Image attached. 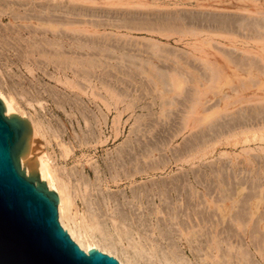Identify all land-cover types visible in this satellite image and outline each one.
<instances>
[{"label": "rangeland", "instance_id": "374dc122", "mask_svg": "<svg viewBox=\"0 0 264 264\" xmlns=\"http://www.w3.org/2000/svg\"><path fill=\"white\" fill-rule=\"evenodd\" d=\"M0 93L39 124L35 159L48 153L71 180L77 215H88L81 189L107 206L140 199L148 217H181L202 201L223 229L217 240L210 220L193 227L201 253L221 244L222 262L264 264V0H0ZM247 215L253 244L219 240Z\"/></svg>", "mask_w": 264, "mask_h": 264}, {"label": "bare ground", "instance_id": "6f19581e", "mask_svg": "<svg viewBox=\"0 0 264 264\" xmlns=\"http://www.w3.org/2000/svg\"><path fill=\"white\" fill-rule=\"evenodd\" d=\"M238 1H241V0H238ZM253 2V1H251ZM237 4H239V2L236 1ZM49 11V10H48ZM37 15L39 16H42L43 17V10H39L37 11ZM34 15H35V12H34ZM90 23V22H89ZM224 29V26L222 27ZM220 29V28H218ZM225 29H227L225 27ZM66 30V29H65ZM68 30V28H67ZM72 30V29H71ZM71 30H69L71 32ZM77 30V29H75ZM86 30V29H85ZM221 30V29H220ZM228 30V29H227ZM69 31H66V32H69ZM87 31V30H86ZM64 32V30H63ZM65 32V33H66ZM83 32V31H82ZM64 33V34H65ZM195 33V32H194ZM68 34V33H66ZM65 34V35H66ZM70 34H73V36H75V34L72 32ZM87 34H88V31H87ZM85 35V34H84ZM88 35H91L90 33ZM87 35V36H88ZM71 36V35H70ZM67 35V37L73 39L72 37H70ZM87 36H84V37H87ZM66 37V36H65ZM75 37H78V36H75ZM74 37V38H75ZM82 38V39H85V38ZM67 38V40L69 39ZM89 42H91L90 40L91 39H88ZM55 41V40H54ZM72 41V40H70ZM86 42V41H84ZM55 44V43H54ZM70 45V44H69ZM78 45V44H77ZM82 46V44H80ZM61 46V45H60ZM74 46V45H73ZM84 46V45H83ZM86 46V45H85ZM64 48V47H63ZM88 48L90 49L89 45H88ZM63 50V49H62ZM70 50V49H69ZM72 51V50H70ZM90 51V50H89ZM86 52V51H85ZM92 52V51H91ZM64 53V52H63ZM72 53V52H71ZM84 53V52H83ZM90 53V52H89ZM88 53V54H89ZM87 54V55H88ZM79 55V54H78ZM81 55V54H80ZM88 59V58H87ZM89 60V59H88ZM96 60V59H95ZM103 63V62H101ZM104 64V63H103ZM81 65V64H80ZM105 65V64H104ZM116 65V64H115ZM72 67V66H71ZM104 67V66H102ZM73 68V67H72ZM101 68V67H100ZM60 69V68H59ZM74 69V68H73ZM72 70V69H71ZM102 70V69H101ZM73 71V70H72ZM66 72V71H65ZM83 72V71H82ZM100 72V71H99ZM104 72V71H103ZM102 72V73H103ZM73 73V72H72ZM78 73V72H77ZM106 74V73H105ZM77 76V74H76ZM89 76V75H88ZM81 77V76H80ZM100 78V77H98ZM163 79V78H162ZM117 80V78H116ZM59 81V80H58ZM67 82V81H65ZM243 82V81H242ZM69 83V82H68ZM245 83V82H243ZM103 84V83H101ZM166 84V83H165ZM79 86V85H78ZM104 86V84H103ZM254 87V86H253ZM114 88V87H113ZM247 88V87H245ZM85 89V88H84ZM236 89V88H235ZM234 90V89H233ZM239 93V92H238ZM89 94V92H88ZM229 95V94H228ZM225 96L227 97V95L225 94ZM224 96V97H225ZM250 96V95H249ZM255 96V95H254ZM223 97V96H222ZM229 97V96H228ZM0 99L2 100V102L4 103L5 105V111H4V115L7 114L6 116H8L9 113H16V114H20L19 116L20 117H24V114L23 113H20L18 111V108H17V101H15V99L12 97V96H9V95H3L0 93ZM242 99V98H241ZM246 99V98H244ZM264 99V98H263ZM104 100V99H103ZM106 100V99H105ZM257 100V99H255ZM248 101V100H247ZM263 104V103H262ZM110 105V104H109ZM107 106V104L105 105ZM109 107V106H108ZM261 107V106H260ZM107 107H105L106 109ZM113 108V107H112ZM108 109V108H107ZM106 109V110H107ZM120 109V108H119ZM110 110V109H109ZM116 110H118V108H116ZM115 111V110H114ZM121 113V111H119ZM118 112V113H119ZM79 113V112H78ZM119 113V114H120ZM82 114V113H81ZM117 114V113H116ZM106 116V115H105ZM119 116V115H118ZM81 117V116H80ZM26 118V117H25ZM27 119V118H26ZM85 120V119H84ZM110 120V119H109ZM27 121L30 123V125L32 126V135H31V139H30V144H29V151L26 155V157L24 159L20 158V164H21V167L23 168V161H25L27 158L33 156L35 158V155H34V151H36V142H35V139H36V136L37 134L39 133L38 131V126L39 124H36V120L35 121H32L31 119H27ZM185 121V120H184ZM254 122V121H253ZM86 123V122H85ZM116 123V122H114ZM118 123H119V120H118ZM87 124V123H86ZM89 124V123H88ZM190 124V123H189ZM188 124V125H189ZM192 124V123H191ZM194 124V123H193ZM99 125V124H98ZM113 125V124H112ZM138 125V124H137ZM85 126V125H84ZM114 126H116L114 124ZM262 126V125H261ZM90 127V126H89ZM190 127V126H189ZM194 127V126H193ZM238 127V126H237ZM254 127V126H253ZM264 126H262L263 128ZM114 128V127H113ZM138 128V127H137ZM245 128V127H244ZM260 129V127H258ZM115 129V128H114ZM116 129H118L116 127ZM229 129V128H228ZM227 129V130H228ZM231 129V128H230ZM239 129V128H238ZM242 129V128H241ZM247 129V128H246ZM253 129V128H252ZM80 130V129H79ZM135 130V129H134ZM254 130V129H253ZM258 130V129H257ZM73 131V129H72ZM114 131V130H113ZM116 131V130H115ZM119 131V130H118ZM137 131V129H136ZM229 131V130H228ZM249 131V130H248ZM139 132V131H138ZM233 132V131H232ZM241 132V131H240ZM251 132V131H250ZM258 132V131H257ZM260 132V131H259ZM118 133V132H117ZM223 133V132H222ZM226 133V132H225ZM229 133V132H228ZM235 133V132H234ZM242 133V132H241ZM244 133V132H243ZM262 133V132H260ZM264 133V132H263ZM42 134V133H41ZM135 133L134 132V135L132 136L134 138L135 136ZM218 134V133H217ZM233 134V133H231ZM237 134V133H236ZM239 134V133H238ZM245 134H246V130H245ZM43 135V134H42ZM58 136V134H56ZM138 135V134H137ZM226 135V134H225ZM248 135V133H247ZM39 136V135H38ZM37 136V137H38ZM44 136V135H43ZM139 136V135H138ZM216 136H219V135H216ZM222 136V135H221ZM228 136V135H227ZM240 136V135H239ZM246 135H243V137H245ZM250 136V135H249ZM248 136V137H249ZM252 136V135H251ZM92 137V136H91ZM137 137V136H136ZM136 137L134 138L135 141H136ZM226 136H224L225 138ZM229 137V136H228ZM256 137V136H255ZM260 137V136H259ZM115 138V137H114ZM211 138V137H210ZM133 139V141H134ZM139 141L140 139L137 138ZM219 139V137H218ZM230 139V138H228ZM217 140V139H216ZM227 140V139H226ZM245 140H247V137L244 138V142ZM262 140V139H260ZM68 141V140H67ZM80 141V140H79ZM133 141L131 142V144L133 143ZM139 141H137L139 143ZM218 141V140H217ZM216 141V142H217ZM223 141H225L223 139ZM228 141V140H227ZM63 142V141H62ZM136 142V143H137ZM161 142V141H160ZM235 142V141H234ZM40 143H41V140H40ZM135 143V142H134ZM138 143L135 145L134 147V153L136 154L137 151H138ZM222 143V142H221ZM226 143V142H225ZM59 144V143H58ZM82 144V143H81ZM229 144V142H228ZM237 144V143H235ZM43 145V143H42ZM45 145V144H44ZM213 145V144H212ZM232 145V144H231ZM39 146L41 147V144H39ZM58 146V145H57ZM70 146V145H69ZM132 146V145H130ZM203 146V145H202ZM233 146V145H232ZM235 146V145H234ZM263 146V145H262ZM43 147V146H42ZM41 147V148H42ZM126 147V146H125ZM204 147V146H203ZM264 147V146H263ZM41 148H38V149H41ZM68 148V146H67ZM132 148V147H131ZM199 148V147H197ZM208 148V147H207ZM206 148V149H207ZM43 149V148H42ZM41 149V150H42ZM130 149V148H129ZM246 149V148H245ZM64 150V149H63ZM120 150V149H118ZM122 150V149H121ZM132 150V149H131ZM130 150V151H131ZM139 150H140V147H139ZM200 150V149H199ZM250 150V148H249ZM43 151V150H42ZM60 151V150H59ZM130 151H127L130 153ZM196 151V150H195ZM203 151V150H202ZM205 151V150H204ZM263 151V150H262ZM207 152V151H206ZM44 153H45V149H44ZM47 153V152H46ZM61 153V152H60ZM134 153H131V155H128V153L126 155H128V159H134L133 157L134 156ZM141 153V152H140ZM202 153V152H201ZM227 153V152H226ZM38 154V153H37ZM119 154V153H118ZM133 154V155H132ZM195 154V153H194ZM197 154V153H196ZM48 155V153H47ZM46 155V156H47ZM62 155V154H61ZM116 155V154H115ZM124 155V154H123ZM125 155V156H126ZM139 155L141 154H138L136 157H139ZM203 155V154H202ZM206 155V154H204ZM44 156L43 152L38 154L37 157H36V160H37V171H38V175H39V180H42V181H45V184L47 186V188L49 190H53L55 191V193L57 194V197H58V203H57V219H58V211H59V224L60 226L62 225L65 229V231L67 232L68 236L70 237V239L72 240H75V243L79 246L80 249L84 250L86 253H87V250L89 248H96L98 249L99 251L103 252V253H107V254H110L114 257L117 258V261L119 260V262L121 264H229L230 262L233 263V256H232V261L230 260V262H222L220 261V254L219 253H222L221 249V244L220 246H216L213 250V252H211L212 254H210L209 252L208 253H201V250L203 249L201 243H202V239L201 238H198L197 236L193 238H191L190 236H188V234H190L191 232H195L193 231V227L197 226V229L202 226L203 227V224L206 223V221L209 220L212 222V234L211 238L214 239L215 236H218L219 237V230L221 231V229L218 230V223L219 221L217 219L214 218V215L213 216H209L206 213H204L205 210V207L201 208V206H203L202 204V201H196V203H191V206L193 205H196L197 208H194L192 209L193 211H191V208H188L189 211L191 212H186L183 213L182 209H178L180 211V213L182 212V216L184 217H180L178 215V212L177 215L174 213L172 214L171 216L167 217V216H154V217H150V212L148 213L149 214V217L147 216V214L144 213V209L142 207V202L140 201V199H137V198H134V199H137V203H134L132 201V199L130 200H127V198H122V199H116L117 201H115L116 203L114 204V207L113 206H107V202L108 200H111L112 199H109V198H102L101 200H99L98 198H94V201L92 202L91 198H89V194H87V192L84 190H79L76 191V194H78L82 200L83 198H85V201L83 202V204L85 203V206L87 207L88 209V215L85 214V217H82L81 215H77V211H74V209L76 210V208L74 207L73 209V206H76L75 205V197H73L74 194H72V182L71 180H63L62 178H60L56 172L57 169H55L54 165H52L53 163H49V158ZM111 156V155H110ZM132 156V158H131ZM118 157V156H116ZM126 157V159H127ZM63 158V157H62ZM187 158V157H186ZM195 158V157H194ZM198 158V156H197ZM120 159V157H119ZM122 159V157H121ZM120 159V160H121ZM126 159H122L121 160V163L118 162H115L117 165H120L121 164V167L124 166L122 165L123 161H126ZM133 160V161H134ZM140 160V159H139ZM186 160V159H185ZM115 161H117V159H115ZM119 161V160H118ZM132 161V162H133ZM137 161V162H136ZM135 163L136 165L140 166L138 164V160L136 159ZM184 161V160H183ZM129 162V161H128ZM141 162V161H140ZM111 164V163H110ZM124 164V163H123ZM132 163H130L131 165ZM134 166V169H132L131 166V172L133 170V172L131 173L132 175H135V173L138 172V170L140 169V167L133 165ZM63 167V166H62ZM66 167V166H65ZM119 167V166H118ZM115 168V167H114ZM123 168V167H122ZM154 168V167H153ZM151 168V169H153ZM74 169V168H73ZM67 170V169H66ZM102 170V169H101ZM60 171V170H59ZM65 171V169H64ZM68 171V170H67ZM74 171V170H73ZM82 171V170H81ZM123 171V174L125 173V167H124V170ZM80 173V171H78ZM130 172V171H129ZM65 173V172H64ZM83 173V172H82ZM82 173L80 175H78L77 173H74V176L75 177H79L80 179L83 178V175ZM128 173V172H127ZM62 174V173H61ZM67 174V173H66ZM70 174V173H69ZM72 174V173H71ZM70 174V175H71ZM119 174V173H118ZM131 175V176H132ZM61 176V175H60ZM66 176V175H65ZM64 176V177H65ZM116 176V175H114ZM125 176V175H124ZM130 176V175H129ZM74 177V178H75ZM85 177V176H84ZM118 177V176H117ZM126 178V177H125ZM127 178H130V177H127ZM126 178V179H127ZM86 179V178H85ZM115 179V178H114ZM124 179V178H123ZM122 179V180H123ZM75 180H79V179H74L73 182ZM84 181H87V180H84ZM83 181V182H84ZM132 181V180H131ZM79 182V181H78ZM77 182V183H78ZM88 182V181H87ZM85 182V183H87ZM77 183H75L77 185ZM74 184V186H75ZM79 184V183H78ZM93 184V183H92ZM82 185V184H81ZM86 186V184H85ZM84 186V183H83V187ZM131 186V185H130ZM78 186H76V188H78ZM75 188V187H73ZM87 189H88V186H87ZM92 189V188H90ZM106 189V188H105ZM74 190V189H73ZM77 190V189H76ZM103 192V191H102ZM90 193V191H89ZM107 193V192H106ZM134 194V193H133ZM104 195V194H103ZM133 196V195H132ZM79 197V199H80ZM107 197V196H106ZM142 199V198H141ZM167 199V198H166ZM170 199V198H169ZM177 199V198H176ZM179 199V198H178ZM185 199V198H184ZM189 199V198H188ZM193 199V198H192ZM191 199V200H192ZM200 199V198H199ZM202 199V198H201ZM200 199V200H201ZM115 200V199H114ZM145 200V198H144ZM160 200V199H158ZM164 200V199H163ZM186 200V203L185 204H188L189 203L187 202L188 200ZM184 200V201H185ZM204 201V198L202 199ZM135 201V200H134ZM164 201H167V200H164ZM82 202V201H80ZM150 202V201H149ZM180 202V201H179ZM194 202V200H193ZM201 202V204H200ZM206 202V201H205ZM207 202H210V201H207ZM146 203V202H145ZM181 203V202H180ZM182 203V204H183ZM204 203V202H203ZM211 203V202H210ZM220 203V202H219ZM82 204V203H81ZM113 204V203H112ZM136 207H135V205ZM184 204V205H185ZM193 204V205H192ZM94 205V207H92ZM134 205V206H133ZM168 205V204H167ZM178 205L180 206L181 204L178 203ZM177 205V206H178ZM201 205V206H200ZM207 205V203L205 204ZM83 206V205H82ZM190 206V205H189ZM188 206V207H189ZM211 206V205H210ZM216 208L218 210H220V206L219 204L217 203V205H215ZM85 207V208H86ZM124 207H127V209L131 208L130 210H123ZM136 208V211L138 209V207H141L143 210H140L139 212L135 213V211L133 210V208ZM151 207V206H150ZM150 207H147L150 208ZM154 207V206H153ZM158 207V206H157ZM165 207V206H164ZM174 209H176V204L174 205ZM184 206H182L183 208ZM186 207V206H185ZM213 207V206H212ZM83 208V207H82ZM146 209V208H145ZM157 209V208H155ZM166 209V208H165ZM204 209V211H203ZM212 209V208H211ZM215 209V208H214ZM150 210V209H149ZM148 210V211H149ZM158 210V209H157ZM184 210V209H183ZM86 211V209H85ZM84 211V212H85ZM166 211V210H165ZM172 211V210H171ZM177 211V210H176ZM211 211V210H210ZM79 212V211H78ZM87 212V211H86ZM85 212V213H86ZM157 212V211H156ZM161 212V211H160ZM172 212H175V211H172ZM216 212V211H215ZM81 213H82V209H81ZM166 213V212H165ZM169 214V213H168ZM207 214V215H206ZM212 214H215V213H212ZM83 215V213H82ZM167 215V214H166ZM252 216V214H249ZM242 216L240 219L239 218H235L233 219V222L234 223H230L229 221L227 223H224V225L227 224V229H230L232 231H229L226 229V227H224L227 232L225 230H223L224 232L228 233L231 232V233H228L227 235H225V237H220V241L221 242H226L227 244H231L234 240H236L237 242L241 243V244H244V245H250L249 243L251 242L253 244V240H252V235H253V221H252V218L251 216ZM84 216V215H83ZM88 216V217H87ZM212 218V219H211ZM229 219V218H228ZM222 221V220H221ZM231 221V220H230ZM259 221V220H258ZM260 222V221H259ZM258 222V223H259ZM236 223V225H235ZM238 223H240V225H238ZM211 224V223H209ZM222 224V223H221ZM262 224V223H261ZM220 225V224H219ZM264 225V224H263ZM61 226V227H62ZM206 226V225H205ZM233 226V227H232ZM62 227V228H63ZM222 227V225H221ZM230 227V228H229ZM234 228V230L232 228ZM235 227L238 228V230L240 232L243 233V235H239L238 233L237 234V237H236V233H232L233 231H238V230H235ZM196 228V227H195ZM141 230H144L143 233H141ZM259 230V229H258ZM260 230H262V225H261V228ZM264 230V229H263ZM204 231V230H203ZM204 234V233H203ZM134 235H137L138 237L136 238ZM202 235V234H201ZM209 235V234H208ZM207 235V236H208ZM239 235V237H238ZM205 236V235H204ZM206 237V236H205ZM233 237V239L231 238ZM211 238L209 240H211ZM217 239V237H215ZM264 239V238H263ZM72 240V241H73ZM207 240V239H205ZM218 240V239H217ZM235 241V242H236ZM74 242V241H73ZM205 242V241H204ZM211 242V241H210ZM214 243L216 242L219 243V241H213ZM236 242V243H237ZM255 242V241H254ZM206 243V242H205ZM207 244V243H206ZM235 244V243H234ZM219 245V244H218ZM233 245V244H231ZM263 245V244H262ZM209 246V245H208ZM236 246V245H235ZM255 246V244H254ZM264 246V245H263ZM225 247V246H224ZM231 247V246H230ZM229 247V249H230ZM253 247V245H252ZM261 248V246H259ZM244 248H248L247 246L244 247ZM211 249V248H210ZM233 249V248H232ZM241 249V248H240ZM212 250V249H211ZM221 252H220V251ZM224 250V249H222ZM247 250V249H246ZM249 250V249H248ZM263 250V248H262ZM261 250V251H262ZM227 251V250H226ZM229 251V250H228ZM254 251H255V247H254ZM207 252V251H206ZM259 251H257L258 253ZM252 253V252H250ZM203 254V256L201 257L200 255ZM228 254V253H227ZM222 255V254H221ZM230 255V254H229ZM228 255V256H229ZM252 255V254H251ZM264 255V254H263ZM223 256L225 258V255L223 253ZM222 256V258H223ZM260 257V254L259 256ZM255 258V257H254ZM222 260V259H221ZM225 260V259H224ZM223 260V261H224ZM253 260V259H252ZM226 261V260H225ZM256 260H254L253 262H255ZM235 262H239L238 259L237 261ZM258 262V261H256ZM263 262H264V259H263ZM119 263V264H120ZM243 263V261H242ZM251 263V262H250ZM239 264V263H237ZM244 264V263H243ZM255 264V263H254ZM258 264V263H257Z\"/></svg>", "mask_w": 264, "mask_h": 264}, {"label": "water", "instance_id": "95a60500", "mask_svg": "<svg viewBox=\"0 0 264 264\" xmlns=\"http://www.w3.org/2000/svg\"><path fill=\"white\" fill-rule=\"evenodd\" d=\"M0 99V264H119L116 258L80 249L57 219L58 197L39 180L29 151L32 126L4 115Z\"/></svg>", "mask_w": 264, "mask_h": 264}]
</instances>
